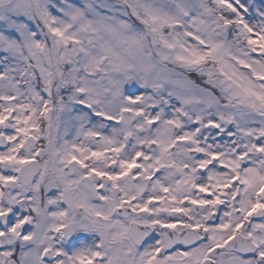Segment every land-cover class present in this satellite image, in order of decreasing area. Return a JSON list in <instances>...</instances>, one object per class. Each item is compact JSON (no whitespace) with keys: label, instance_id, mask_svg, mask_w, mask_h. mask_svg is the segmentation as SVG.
<instances>
[{"label":"snow or ice","instance_id":"obj_1","mask_svg":"<svg viewBox=\"0 0 264 264\" xmlns=\"http://www.w3.org/2000/svg\"><path fill=\"white\" fill-rule=\"evenodd\" d=\"M0 264H264V0H0Z\"/></svg>","mask_w":264,"mask_h":264}]
</instances>
